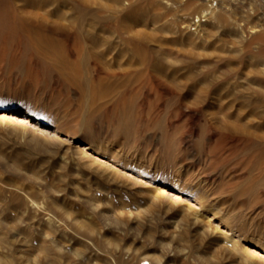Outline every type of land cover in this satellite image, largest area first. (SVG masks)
<instances>
[{"label":"rangeland","instance_id":"374dc122","mask_svg":"<svg viewBox=\"0 0 264 264\" xmlns=\"http://www.w3.org/2000/svg\"><path fill=\"white\" fill-rule=\"evenodd\" d=\"M0 100V264H264V0H0Z\"/></svg>","mask_w":264,"mask_h":264},{"label":"bare ground","instance_id":"6f19581e","mask_svg":"<svg viewBox=\"0 0 264 264\" xmlns=\"http://www.w3.org/2000/svg\"><path fill=\"white\" fill-rule=\"evenodd\" d=\"M196 21V20H195ZM250 29L251 30H253L254 29V27H250ZM256 29V28H255ZM253 32V31H252ZM56 205V204H55ZM49 214V213H48ZM48 218L50 219L51 217H48L47 216V220H48ZM52 219V218H51ZM48 222H49V220H48ZM67 229V228H66ZM74 233V232H73ZM90 233V232H89ZM225 236V235H224ZM225 237H227V236H225ZM229 241V240H228ZM230 242H232L233 243V241H231L230 240ZM116 245H118V244H116ZM118 247V246H117ZM232 248L233 249H237V247H235L233 244H232ZM135 251V250H134ZM74 252V251H73ZM246 252V251H245ZM147 255V254H146ZM146 255H143V256H140V257H138L135 261H133L131 264H150V262L148 261V259H147V256ZM115 257V256H114ZM152 257V260L153 261H155L156 263H158V264H162V260L159 258V257H157V256H151ZM118 258V257H117ZM116 258V259H117ZM111 259H113L112 257H111ZM116 259H114V260H116ZM119 259H121L120 257H119ZM114 260H112L113 262H114V264H115V262L116 261H114ZM120 261V260H119ZM119 261H117V263L119 262Z\"/></svg>","mask_w":264,"mask_h":264},{"label":"snow or ice","instance_id":"6c2138e0","mask_svg":"<svg viewBox=\"0 0 264 264\" xmlns=\"http://www.w3.org/2000/svg\"><path fill=\"white\" fill-rule=\"evenodd\" d=\"M2 103H7V101H2V100H0V104H2Z\"/></svg>","mask_w":264,"mask_h":264}]
</instances>
